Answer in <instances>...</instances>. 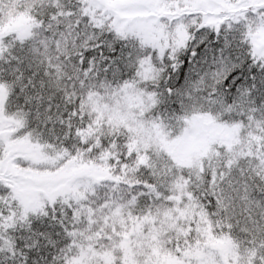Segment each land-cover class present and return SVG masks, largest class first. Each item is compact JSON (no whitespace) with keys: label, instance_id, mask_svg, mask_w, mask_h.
<instances>
[{"label":"snow or ice","instance_id":"obj_1","mask_svg":"<svg viewBox=\"0 0 264 264\" xmlns=\"http://www.w3.org/2000/svg\"><path fill=\"white\" fill-rule=\"evenodd\" d=\"M0 264H264V0H0Z\"/></svg>","mask_w":264,"mask_h":264}]
</instances>
